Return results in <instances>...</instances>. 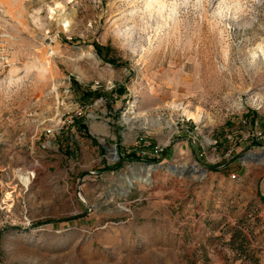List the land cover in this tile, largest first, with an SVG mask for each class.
Here are the masks:
<instances>
[{"label": "rangeland", "instance_id": "1", "mask_svg": "<svg viewBox=\"0 0 264 264\" xmlns=\"http://www.w3.org/2000/svg\"><path fill=\"white\" fill-rule=\"evenodd\" d=\"M253 127L264 0L0 1V264H135L156 204L206 214L178 264H264Z\"/></svg>", "mask_w": 264, "mask_h": 264}, {"label": "crops", "instance_id": "2", "mask_svg": "<svg viewBox=\"0 0 264 264\" xmlns=\"http://www.w3.org/2000/svg\"><path fill=\"white\" fill-rule=\"evenodd\" d=\"M148 207L146 212L147 208H138L130 222L131 237L134 238V241H130V248L135 264H178L180 247L185 240L183 231L190 230L194 233L196 220H200V215L205 217L206 214H199L197 209L192 208L173 215V209L170 211V206L165 204ZM195 215L198 217L195 218ZM201 225L205 227L206 223Z\"/></svg>", "mask_w": 264, "mask_h": 264}, {"label": "built area", "instance_id": "3", "mask_svg": "<svg viewBox=\"0 0 264 264\" xmlns=\"http://www.w3.org/2000/svg\"><path fill=\"white\" fill-rule=\"evenodd\" d=\"M243 124H245V122H243ZM46 133L51 134V131L47 130ZM242 139L244 141L254 143L253 146L260 147L262 150H264V133L260 129L256 127L248 129L244 136H242ZM136 147L140 149L139 152H137V155L135 154L136 157H138L139 161H147V157L149 159L159 158L162 153H164L163 147H151V144L146 142L142 138H139V140H137ZM231 178L234 179L235 175L232 174Z\"/></svg>", "mask_w": 264, "mask_h": 264}, {"label": "bare ground", "instance_id": "4", "mask_svg": "<svg viewBox=\"0 0 264 264\" xmlns=\"http://www.w3.org/2000/svg\"><path fill=\"white\" fill-rule=\"evenodd\" d=\"M0 1H3V0H0ZM5 1V0H4ZM159 3V2H158ZM161 4V3H160ZM170 9L172 12H175L177 9H176V5H170ZM66 19H63L62 22H65ZM150 176H151V171L150 170H146L144 171V174L143 176L141 177L140 181L142 183H148L150 181ZM21 180L26 184L29 182V179L27 178H21Z\"/></svg>", "mask_w": 264, "mask_h": 264}, {"label": "trees", "instance_id": "5", "mask_svg": "<svg viewBox=\"0 0 264 264\" xmlns=\"http://www.w3.org/2000/svg\"><path fill=\"white\" fill-rule=\"evenodd\" d=\"M82 97H84L85 99L89 98L88 93H84V94L82 95ZM130 159H131V160H134V161H139L138 157H136L135 154H132L131 157H130ZM151 162H152V163H156V162H158V161H151ZM115 168H117V167H115ZM104 169H105V170H108L107 167H104ZM212 170H215V169H212Z\"/></svg>", "mask_w": 264, "mask_h": 264}, {"label": "water", "instance_id": "6", "mask_svg": "<svg viewBox=\"0 0 264 264\" xmlns=\"http://www.w3.org/2000/svg\"><path fill=\"white\" fill-rule=\"evenodd\" d=\"M116 154V152L114 151V155Z\"/></svg>", "mask_w": 264, "mask_h": 264}]
</instances>
